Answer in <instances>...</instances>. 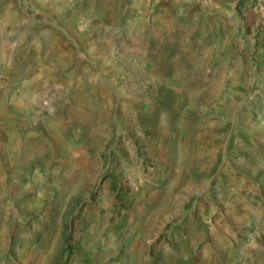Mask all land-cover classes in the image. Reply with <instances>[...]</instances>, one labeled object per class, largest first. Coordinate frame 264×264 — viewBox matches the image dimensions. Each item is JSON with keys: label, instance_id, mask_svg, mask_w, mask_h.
I'll list each match as a JSON object with an SVG mask.
<instances>
[{"label": "rangeland", "instance_id": "obj_1", "mask_svg": "<svg viewBox=\"0 0 264 264\" xmlns=\"http://www.w3.org/2000/svg\"><path fill=\"white\" fill-rule=\"evenodd\" d=\"M0 264H264V0H0Z\"/></svg>", "mask_w": 264, "mask_h": 264}]
</instances>
